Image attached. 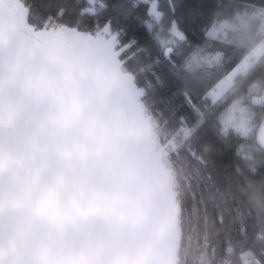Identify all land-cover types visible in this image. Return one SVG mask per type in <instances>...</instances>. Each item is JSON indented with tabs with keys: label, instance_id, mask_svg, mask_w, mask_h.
<instances>
[{
	"label": "clouds",
	"instance_id": "clouds-1",
	"mask_svg": "<svg viewBox=\"0 0 264 264\" xmlns=\"http://www.w3.org/2000/svg\"><path fill=\"white\" fill-rule=\"evenodd\" d=\"M233 17L207 39L233 47L222 33L235 24L229 35L248 47L246 75L264 62V3ZM7 47L0 40V264H179L168 209L181 189L155 125L142 112L89 111L79 89L63 90L68 65L109 97L124 91L115 79L123 70L104 68L102 77L99 65L81 66L55 47L45 66L32 67L35 53L18 58ZM247 92L251 99L231 80L214 99L221 133L249 141L237 154L256 176L264 164V82ZM29 98L43 111L24 137ZM241 192L264 214V179H247Z\"/></svg>",
	"mask_w": 264,
	"mask_h": 264
},
{
	"label": "trees",
	"instance_id": "trees-1",
	"mask_svg": "<svg viewBox=\"0 0 264 264\" xmlns=\"http://www.w3.org/2000/svg\"><path fill=\"white\" fill-rule=\"evenodd\" d=\"M152 0H133L139 3L140 13L145 12ZM163 3V0H155ZM27 11V22L34 30L44 31L53 29L56 26H70L72 29L80 30L83 33L96 36L102 31L106 17L115 16L111 9H97L96 21L101 23V28L89 27L84 18H76V12L80 5L86 4L87 0H23ZM97 4H114L116 0H96ZM185 7L177 15L178 22L184 24L197 25L200 17L189 14L188 5L200 8L209 15L212 20L209 27H216L222 21H233V13L238 9L248 10L254 5L264 3V0H179ZM35 3L44 6L48 13L45 14L34 8ZM67 5L66 9H59L58 6ZM213 11V12H212ZM55 12V13H54ZM119 24L128 26V21L118 18ZM151 20V18H149ZM95 22V21H94ZM138 31L144 32L138 22L133 17ZM153 32L158 35L161 41L170 39V35L162 28L159 20L152 21ZM238 28L233 24L231 29H225L222 33L225 43H232L233 47H225L221 43L212 44L207 36L201 41L207 49L223 48L226 52H235L238 62H242L248 47L241 46L235 39V35L230 36L229 32L235 33ZM116 33L113 28L108 35ZM132 33L128 32V36ZM116 49L120 50V60L126 65L129 74H133V80L144 91V100L149 106L152 116H161V121L165 132L171 136L178 147L179 158L187 169L189 179L188 186L185 180L180 178V187L183 190V223L180 264H264V214L249 202L248 197L241 192L246 186V180L252 179L260 181L264 179V164L258 169V174L252 176L245 167L244 162L238 156V149L241 145L249 141L237 136L229 135L225 137L217 122V113L213 117V126L205 127L201 131L192 130L186 133L184 125L180 121L174 120L166 111H163L156 102L177 92L179 83L174 80L165 66H157L150 62L147 56L140 55L133 58L126 51V46H121L120 38L115 39ZM141 45L144 39L141 38ZM162 73L169 82L167 86L158 88L156 98L148 87L153 81L152 72ZM198 69H194L184 75L183 86L193 93L203 91L208 80H201L197 75ZM240 86V90L245 92L249 99L251 94L247 92L249 85L253 81L264 82V62L260 66L250 70L246 75L240 73L235 80ZM196 97L193 96V100ZM183 102V96L177 95L175 103ZM216 104V103H215ZM219 108V106L216 104ZM187 109H185L186 111ZM254 127V126H253ZM187 134V135H186ZM264 159V157H262ZM243 170L242 174L237 168ZM259 236V238H258ZM195 243L202 260L200 262L188 261V248L191 243Z\"/></svg>",
	"mask_w": 264,
	"mask_h": 264
},
{
	"label": "snow or ice",
	"instance_id": "snow-or-ice-1",
	"mask_svg": "<svg viewBox=\"0 0 264 264\" xmlns=\"http://www.w3.org/2000/svg\"><path fill=\"white\" fill-rule=\"evenodd\" d=\"M146 2V0H145ZM67 5L58 6L59 9H66ZM185 6L179 0H163V3L153 2L140 13L139 3L133 0H116L114 4H97L96 0H87L86 4L80 5L76 12V18H84L89 27L101 28V23L96 21L97 9H111L115 16L106 17L102 24L104 33H111L116 29L113 39L120 38L121 46H126V51L135 56H147L148 61L154 62L157 66H165L180 87L177 92L163 99L156 98L158 88H163L169 83L162 73L152 72L153 81L148 87L156 98L158 106L166 111L174 120L184 125H191L189 129L183 130L188 133L192 130L201 131L205 127L213 126V117L218 111L215 104V96L223 85L232 80L238 72L244 69L245 65L238 62L235 52H226L223 48L207 49L201 43L202 40L213 30L215 25L209 27L212 14L209 15L200 8L188 5L189 14L200 17L197 25L181 24L177 15ZM34 8L45 14L48 13L44 6L35 3ZM155 9V11H153ZM213 12V11H212ZM55 13V12H54ZM135 21L139 23L144 32L138 31ZM128 21L125 27L119 24V19ZM151 18V20L149 19ZM159 20L162 28L170 35V39L161 41L159 36L153 32L152 21ZM95 21V22H94ZM128 32L132 35L128 36ZM141 38L144 44L141 45ZM194 69H198L197 75L201 80L213 81L198 93L191 92L183 86L184 75ZM177 95L183 96V102L175 103ZM193 96L196 97L193 100ZM185 109H187L185 111Z\"/></svg>",
	"mask_w": 264,
	"mask_h": 264
},
{
	"label": "water",
	"instance_id": "water-1",
	"mask_svg": "<svg viewBox=\"0 0 264 264\" xmlns=\"http://www.w3.org/2000/svg\"><path fill=\"white\" fill-rule=\"evenodd\" d=\"M27 20L24 7L20 5L18 0H0V40L5 41L9 46L5 50L15 52L18 58L31 56L35 53L36 55L31 61L32 67L45 66L52 48L55 47L58 52L73 54L81 66H87L90 63L99 65V75L102 77L106 75L104 68L110 70L108 75H112L115 70L122 69V73L115 71V79L124 91L113 94L111 97L106 96L102 88L91 86L86 74L75 72L71 65H68V72L65 74L63 90L73 92L79 89L83 96L84 105L89 111L146 113L159 133V128L150 114V108L133 80V76L125 75L129 74L127 67L111 46L105 45L104 42L96 39L94 35L72 29L70 26L59 25L56 28H49L44 31L34 30L29 27ZM42 111L43 107L34 109L31 98L28 99V108L20 125L22 136L30 135L32 126ZM159 138L160 155L166 160L169 168L174 173L175 170L160 133ZM176 180L179 182L177 178ZM183 197V190L181 189L177 203L169 206L168 209L169 213L174 214L176 219L173 229L174 238L170 241V244L173 257H178V259L181 256V246L183 245Z\"/></svg>",
	"mask_w": 264,
	"mask_h": 264
},
{
	"label": "rangeland",
	"instance_id": "rangeland-1",
	"mask_svg": "<svg viewBox=\"0 0 264 264\" xmlns=\"http://www.w3.org/2000/svg\"><path fill=\"white\" fill-rule=\"evenodd\" d=\"M153 2H156V1L155 0L150 1V4ZM153 11H155V9ZM26 15H27V13H26ZM113 35H115V34H113ZM113 35H108V33H104L103 31H101L98 34H96L95 38L104 42L105 45L111 46L115 50L116 54L119 55L121 51L116 49L117 45L115 43V40L113 39ZM119 57H120V55H119ZM240 63H242V62H240ZM240 73H243V70L238 72L236 74V76H234L232 78V80H235V78ZM130 76H133V78H134L133 74L132 75L130 74ZM139 90L143 96L144 91L142 89H139ZM152 117L154 118L155 124L159 128V133L163 139L162 142L164 144V147L167 149L166 152H167L169 158L171 159V164L173 166V169L175 170L174 173L176 175V178L179 180V182H178L179 186H180V181H181L180 178L184 179L185 184L188 186V184H189L188 182H189L190 178L188 177V174L186 172L187 169L185 168L184 164L181 162V158H179V154H178L179 149L176 146V142L174 141V139L171 136H169L168 132L166 134L165 128L163 127V124L161 121V119H162L161 116L156 115V116H152ZM194 244L195 243L192 242L191 245H189V247H187L188 252H189L187 260L188 261L196 260L197 262H200L202 260L201 258H202L203 254L198 251L197 246H195ZM179 264H180V261H179ZM188 264H190V263L188 262Z\"/></svg>",
	"mask_w": 264,
	"mask_h": 264
},
{
	"label": "built area",
	"instance_id": "built-area-1",
	"mask_svg": "<svg viewBox=\"0 0 264 264\" xmlns=\"http://www.w3.org/2000/svg\"><path fill=\"white\" fill-rule=\"evenodd\" d=\"M18 2L20 3V5H21L22 7H24L25 12L27 13V11H28V10H27L28 7L25 6L23 0H18Z\"/></svg>",
	"mask_w": 264,
	"mask_h": 264
}]
</instances>
